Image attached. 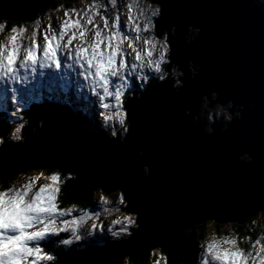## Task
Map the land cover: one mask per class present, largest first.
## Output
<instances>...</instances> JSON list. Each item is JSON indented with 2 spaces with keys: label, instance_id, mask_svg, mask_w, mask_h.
<instances>
[{
  "label": "clouds",
  "instance_id": "clouds-1",
  "mask_svg": "<svg viewBox=\"0 0 264 264\" xmlns=\"http://www.w3.org/2000/svg\"><path fill=\"white\" fill-rule=\"evenodd\" d=\"M264 14V0H252ZM22 17L0 13V148L23 146L29 133L40 139L43 119L29 128V107L18 99L14 85L21 87L59 72L71 74L72 95L55 97L61 105L78 112L89 122V130L108 142L124 144L133 131L128 102L140 100L151 86L166 84L173 96L185 86L183 61L173 59L172 41L192 45L201 27L189 23L177 35V23L159 27L161 0H59ZM187 79L195 80L200 65L187 60ZM67 92V89H64ZM49 99H52L49 97ZM37 103L42 102L39 96ZM248 108H252L249 104ZM195 109V112H194ZM245 105L233 99L221 102L209 90L183 108L186 124H199L212 136L213 125L226 132L234 120H242ZM28 129V131H26ZM252 149L236 155L240 164H252ZM136 157H144L137 149ZM50 152L38 160L48 161ZM7 170L0 169V177ZM0 179V264H67V256L98 246L124 244L140 228L138 211L129 210L122 187L97 185L88 198L67 195V182L78 173L59 166H29L11 171ZM141 178L151 175L147 163L139 166ZM80 201H87L82 205ZM194 235L192 264H264V207L255 208L237 225L234 220L207 216L181 227ZM97 237L101 239L96 240ZM170 249L162 244L143 251H126L116 264H170Z\"/></svg>",
  "mask_w": 264,
  "mask_h": 264
},
{
  "label": "water",
  "instance_id": "water-1",
  "mask_svg": "<svg viewBox=\"0 0 264 264\" xmlns=\"http://www.w3.org/2000/svg\"><path fill=\"white\" fill-rule=\"evenodd\" d=\"M55 0H0V13L22 17ZM159 27L177 23L179 36L186 24L201 27V34L185 46L172 41L173 59L185 70V86L173 96L166 84L151 86L140 100H130L133 131L124 144L93 136L88 120L57 102L28 109L29 128L43 117L40 139L29 133L23 146L0 148V169L5 173L29 166H59L78 173L67 182V195L87 199L99 185L122 187L129 210L138 211L140 228L127 243L79 252L67 264H116L126 251H143L162 244L170 249L181 239V227L207 216L243 224L264 204V14L252 0H161ZM200 65L195 80L187 79V60ZM209 90L221 102L233 99L245 105L242 120L226 132L213 125L212 136L199 124H186L183 108ZM251 104L252 108H248ZM195 112V109H194ZM0 129L5 125L0 124ZM28 131V129H26ZM143 149L144 157H136ZM252 149V164H240L236 155ZM41 152L52 158L39 161ZM147 163L151 175L141 178Z\"/></svg>",
  "mask_w": 264,
  "mask_h": 264
},
{
  "label": "rangeland",
  "instance_id": "rangeland-1",
  "mask_svg": "<svg viewBox=\"0 0 264 264\" xmlns=\"http://www.w3.org/2000/svg\"><path fill=\"white\" fill-rule=\"evenodd\" d=\"M55 79H56V77H54V81L50 82V84L48 86L46 85V82L49 81L48 79H42V77L34 79L33 82H32V85H31L32 86L31 88L35 89L34 90L35 93L33 94V96L30 99H28V97L31 96V95H26L28 93L26 91L18 99H20L24 103H27L29 105V107H30L31 103L36 102L35 101V97L36 96H39L42 102H49L51 100L52 101H56L55 97H57V96H60L61 98H63L64 96H62V95H60L58 93L59 91L57 90V88L55 86V84H56L55 83ZM42 83H44V85ZM57 86H59V83H58ZM70 87H71V82H68V84H66V87H65L67 89V92L64 91L65 96H68L69 98H71L70 95L68 94ZM40 88H42L43 90H41L40 92H37V94H36V90H38ZM65 88H63V89H65ZM49 97H51L52 99H49ZM42 102H40V103H42ZM29 107L27 109H25V111H28ZM41 119H43V117H41L40 120ZM4 175H7V174H4ZM80 203L84 204L85 206L87 205V201H80ZM99 239H101V238L100 237L96 238V240H99ZM113 245L114 244H108L107 242H105L104 246H102V247H109V246H113ZM93 247L96 248V247H101V246H98L95 242H93V243L89 244L87 249H90V248L92 249ZM75 255H77V254H75V253L74 254H69L67 259L68 258L70 259V258H72Z\"/></svg>",
  "mask_w": 264,
  "mask_h": 264
},
{
  "label": "trees",
  "instance_id": "trees-1",
  "mask_svg": "<svg viewBox=\"0 0 264 264\" xmlns=\"http://www.w3.org/2000/svg\"><path fill=\"white\" fill-rule=\"evenodd\" d=\"M58 2L59 0H55L53 1L52 5L46 6V7L54 8L55 6H57ZM4 174H7V175H3L2 177H0V179L11 178L13 175V173H9V174L4 173ZM237 225L239 226L241 224H237ZM194 239H195L194 235L186 234L185 232H183L180 241L175 246L170 248V251H169L170 264H191L192 263V258L194 255V247H195Z\"/></svg>",
  "mask_w": 264,
  "mask_h": 264
},
{
  "label": "snow or ice",
  "instance_id": "snow-or-ice-1",
  "mask_svg": "<svg viewBox=\"0 0 264 264\" xmlns=\"http://www.w3.org/2000/svg\"><path fill=\"white\" fill-rule=\"evenodd\" d=\"M125 198H126V196H125ZM127 199V198H126ZM261 207H264V204H262V205H260Z\"/></svg>",
  "mask_w": 264,
  "mask_h": 264
},
{
  "label": "bare ground",
  "instance_id": "bare-ground-1",
  "mask_svg": "<svg viewBox=\"0 0 264 264\" xmlns=\"http://www.w3.org/2000/svg\"><path fill=\"white\" fill-rule=\"evenodd\" d=\"M97 248H103V247L101 246V247H97Z\"/></svg>",
  "mask_w": 264,
  "mask_h": 264
}]
</instances>
